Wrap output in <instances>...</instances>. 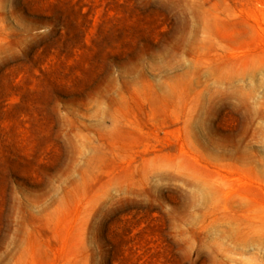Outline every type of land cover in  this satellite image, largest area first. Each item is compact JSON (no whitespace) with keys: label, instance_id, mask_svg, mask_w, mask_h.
I'll list each match as a JSON object with an SVG mask.
<instances>
[{"label":"rangeland","instance_id":"1","mask_svg":"<svg viewBox=\"0 0 264 264\" xmlns=\"http://www.w3.org/2000/svg\"><path fill=\"white\" fill-rule=\"evenodd\" d=\"M0 264H264V0H0Z\"/></svg>","mask_w":264,"mask_h":264}]
</instances>
